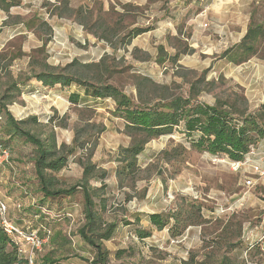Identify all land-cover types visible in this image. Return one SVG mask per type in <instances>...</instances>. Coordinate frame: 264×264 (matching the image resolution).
I'll list each match as a JSON object with an SVG mask.
<instances>
[{
    "label": "rangeland",
    "instance_id": "1",
    "mask_svg": "<svg viewBox=\"0 0 264 264\" xmlns=\"http://www.w3.org/2000/svg\"><path fill=\"white\" fill-rule=\"evenodd\" d=\"M138 28L147 32L133 37ZM250 28L255 38L245 45L253 53L240 47ZM44 65L93 85H113L135 103L194 94L199 102L257 112L264 104V0L0 2V98L14 97L8 108L26 121L23 128L45 142L55 137L69 153L63 170L48 172L52 189L75 186L82 163L94 166L98 231L117 223L113 238L102 242L108 264H218L223 256L233 264H264V177L254 170L264 154L235 169L228 157L193 148L179 129L158 138L130 135L113 100L86 96L75 85L47 88L28 79ZM72 93L80 95L78 104L70 102ZM0 116L11 149L10 160L0 164L6 177L0 186L28 219L15 225L41 239L51 232L41 251L20 242L22 257L37 256L36 264L47 255L59 264H93L96 251L79 235L87 222L83 192L41 200L35 147L7 136L6 115ZM138 141L144 149L135 169L119 175L123 150ZM192 205L201 207L203 218L179 237L149 222L150 214L184 213ZM140 233L151 236L140 240Z\"/></svg>",
    "mask_w": 264,
    "mask_h": 264
},
{
    "label": "trees",
    "instance_id": "2",
    "mask_svg": "<svg viewBox=\"0 0 264 264\" xmlns=\"http://www.w3.org/2000/svg\"><path fill=\"white\" fill-rule=\"evenodd\" d=\"M7 3V0H0ZM14 4V3H11ZM41 26H47L42 22ZM147 32L145 29H134L133 37ZM253 29H249L240 47L247 46L246 40L255 38ZM247 51L254 52L253 47L247 46ZM233 59V57L231 58ZM47 88L61 86L63 88L73 85L82 87L86 96L94 99H111L116 106V114L126 123V129L130 135H144L148 138H158L171 135L176 130H181L191 140V146L197 150L207 152L212 156H226L233 162H243L251 152V148H258L264 140V104L257 112H247L233 106L210 105L196 100V95L189 97L174 96L170 100L163 99L157 103L144 102L139 99L135 103L133 98L113 85H93L86 79L73 76L67 71L44 65L42 70L35 71L31 77ZM17 88V85L14 87ZM19 91V89H17ZM7 93L0 98V114L6 115L4 132L9 137L19 136L32 144L36 150L35 169L43 193L41 200L55 199L60 196H72L78 190L84 195V215L87 220L85 226L79 231L80 237L96 251L93 264H108L109 251L104 248L103 241L113 238L117 229V223L106 225L104 231L99 232L98 222L101 220L95 211L93 190L90 178L93 175L94 166L82 163L84 168L81 181L68 189H52L54 182L48 177V172H60L68 165V154H65L64 145L57 147L55 137L52 141L45 142L35 134L23 128L26 121H17L10 113L8 105L13 101ZM71 103L78 104L80 95L72 93L69 96ZM0 120H2L0 116ZM36 121V119H34ZM4 135V133H0ZM2 144L11 149L5 140ZM144 143L136 142L124 149L125 165L119 170V175L130 172L136 167L137 157L142 153ZM75 150V149H74ZM72 150V152H74ZM70 152V153H72ZM130 169V170H129ZM104 186V185H103ZM196 204V203H195ZM42 207V205L38 204ZM191 206L184 213L171 211L169 213H153L148 216L149 222L157 230H169L171 236L179 237L190 226L202 220L201 207ZM45 208V207H44ZM132 223H127L131 225ZM99 232V233H98ZM149 233H140V240L150 237ZM96 237V238H95ZM127 251H118L117 255L123 256ZM211 256L207 253L205 258ZM61 259H53L50 255L44 257L41 264H59ZM204 262V263H203ZM0 264H30L27 258L19 253V246L0 226ZM36 264V260H35ZM200 264H206L205 259ZM218 264H233L232 259L223 256Z\"/></svg>",
    "mask_w": 264,
    "mask_h": 264
},
{
    "label": "built area",
    "instance_id": "3",
    "mask_svg": "<svg viewBox=\"0 0 264 264\" xmlns=\"http://www.w3.org/2000/svg\"><path fill=\"white\" fill-rule=\"evenodd\" d=\"M0 149H1V155H0V164L4 161H9L11 158V152L7 147H4L2 144V136L0 135ZM264 154V148L262 149V145H260L258 148H251V152L246 157V159L243 162H233L232 165L235 167V169H239L242 166L247 165L252 161L253 158H260L261 155ZM264 158V155L262 159ZM261 159V162H262ZM255 173L259 175L260 177H264V164H257L254 167ZM253 181L248 180L246 181V184L248 186H252ZM17 208H21L20 205L17 206ZM8 211L9 207L6 201L3 199V197L0 194V226L4 228L5 232L11 236L15 242L19 246V253L22 256L23 250L20 248V242H27L32 247V251H41L44 247V245L48 242L50 238V231H47V235L45 238H40L38 236V232H29L28 230L21 229L17 227L15 224H13L8 217ZM37 256L29 255L28 257H25L29 260L30 264H35Z\"/></svg>",
    "mask_w": 264,
    "mask_h": 264
},
{
    "label": "crops",
    "instance_id": "4",
    "mask_svg": "<svg viewBox=\"0 0 264 264\" xmlns=\"http://www.w3.org/2000/svg\"><path fill=\"white\" fill-rule=\"evenodd\" d=\"M264 143V140L263 141H261V143H260V145H262ZM259 145V146H260ZM2 176H4V173H2V174H0V183H2V181L3 180H5L6 179V177L4 176V177H2ZM7 183V182H6ZM7 186H10V184L9 183H7L6 184ZM0 194H1V196L3 197V199L9 204V206L12 208L13 206H14V204L12 205L11 204V202H13V198L12 197H10V196H7L6 195V193L3 191V189H2V187L0 186ZM15 198V197H14ZM21 201H24V200H21ZM35 201V200H34ZM27 202H29V206H34V203H33V201H31V203H30V200L28 201V199H27ZM18 205H20L21 206V204H15V206L14 207H16V209L15 208H12L11 209V212H10V220H11V216L13 217V223L15 224H17L18 226L19 225H21L20 223H21V221L23 220L24 222H25V220H28L27 218H25L24 216H26V213H24V212H22L21 210H19L18 208H17V206ZM21 209V208H20ZM18 213L20 214V216L18 215ZM16 215H18V216H16ZM21 217V218H20ZM30 221V220H29Z\"/></svg>",
    "mask_w": 264,
    "mask_h": 264
}]
</instances>
